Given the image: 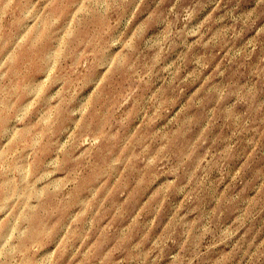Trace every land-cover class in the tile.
I'll return each mask as SVG.
<instances>
[{"label": "rangeland", "instance_id": "obj_1", "mask_svg": "<svg viewBox=\"0 0 264 264\" xmlns=\"http://www.w3.org/2000/svg\"><path fill=\"white\" fill-rule=\"evenodd\" d=\"M0 264H264V0H0Z\"/></svg>", "mask_w": 264, "mask_h": 264}]
</instances>
